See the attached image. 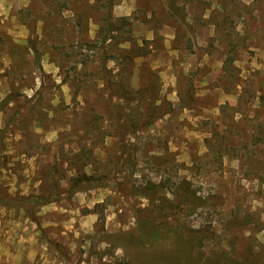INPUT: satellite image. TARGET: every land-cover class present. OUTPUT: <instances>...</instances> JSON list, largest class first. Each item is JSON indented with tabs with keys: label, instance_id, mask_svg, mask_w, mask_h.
Masks as SVG:
<instances>
[{
	"label": "rangeland",
	"instance_id": "374dc122",
	"mask_svg": "<svg viewBox=\"0 0 264 264\" xmlns=\"http://www.w3.org/2000/svg\"><path fill=\"white\" fill-rule=\"evenodd\" d=\"M109 15L0 0V264H264V0Z\"/></svg>",
	"mask_w": 264,
	"mask_h": 264
},
{
	"label": "trees",
	"instance_id": "16d2710c",
	"mask_svg": "<svg viewBox=\"0 0 264 264\" xmlns=\"http://www.w3.org/2000/svg\"><path fill=\"white\" fill-rule=\"evenodd\" d=\"M106 1V11H107V18H106V24H107V35L104 38L103 42H107L108 40L111 39V34H113V32H119L121 30V28H118L116 30H114L115 28H113V26L110 23V15H109V11L112 8L113 4H114V0H105ZM124 23H126L125 20H122ZM15 100V97L13 95H8L1 103H0V112H2V110L7 107L10 103H12ZM162 190V188L158 185H154V184H148L147 187H145V189H143L142 191H140V195L144 198H148L149 196L155 195L157 193H159ZM174 195L176 197H178L182 202L184 203H189L190 205H200L201 200L200 198H197L194 193L189 192L187 189V184L186 183H182L178 186L177 190L175 191ZM198 233H202V232H198V231H191V235L190 236H186L184 234V232H179L177 234L178 236V240L180 241V250L182 251V253L184 254H189L191 252V250L193 249V247L200 243L205 236L203 234H201L198 237H195ZM166 232L161 234L160 231H156V230H148L145 231V233L143 234V236L141 237L140 241L142 244H153L155 242H157L160 239L165 238Z\"/></svg>",
	"mask_w": 264,
	"mask_h": 264
}]
</instances>
